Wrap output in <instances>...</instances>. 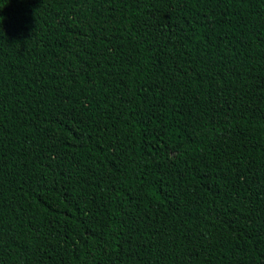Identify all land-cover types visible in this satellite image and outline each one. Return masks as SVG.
<instances>
[{"label":"trees","instance_id":"obj_1","mask_svg":"<svg viewBox=\"0 0 264 264\" xmlns=\"http://www.w3.org/2000/svg\"><path fill=\"white\" fill-rule=\"evenodd\" d=\"M0 264H264V0H0Z\"/></svg>","mask_w":264,"mask_h":264}]
</instances>
